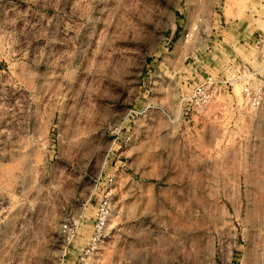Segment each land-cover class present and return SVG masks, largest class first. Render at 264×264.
Returning a JSON list of instances; mask_svg holds the SVG:
<instances>
[{
  "label": "rangeland",
  "instance_id": "1",
  "mask_svg": "<svg viewBox=\"0 0 264 264\" xmlns=\"http://www.w3.org/2000/svg\"><path fill=\"white\" fill-rule=\"evenodd\" d=\"M0 264H264V0H0Z\"/></svg>",
  "mask_w": 264,
  "mask_h": 264
},
{
  "label": "built area",
  "instance_id": "2",
  "mask_svg": "<svg viewBox=\"0 0 264 264\" xmlns=\"http://www.w3.org/2000/svg\"><path fill=\"white\" fill-rule=\"evenodd\" d=\"M198 94L201 95V92L198 93ZM202 94H203V93H202ZM203 98H204V99H203L202 101L204 102V101L206 100V98H208V97H206L205 95H203ZM98 227H100V226H98ZM63 229L66 230V229H67V226L64 225V226H63Z\"/></svg>",
  "mask_w": 264,
  "mask_h": 264
}]
</instances>
